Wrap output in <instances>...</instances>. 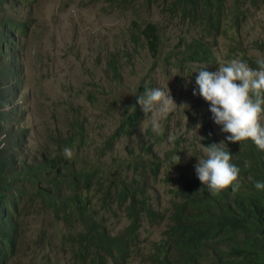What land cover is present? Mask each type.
I'll return each mask as SVG.
<instances>
[{"label": "trees", "instance_id": "obj_1", "mask_svg": "<svg viewBox=\"0 0 264 264\" xmlns=\"http://www.w3.org/2000/svg\"><path fill=\"white\" fill-rule=\"evenodd\" d=\"M38 1L0 0V264H28L22 256L30 248L35 264H58L54 253L59 251L68 254L70 264H264V190L254 186L257 181L264 183V151L251 140L228 142L229 134L223 132L221 139H214L204 115L200 140L205 148L224 142L219 147L232 155L230 162L240 169L239 190L213 195L192 171L179 188H172L169 205L156 209L151 189L167 165L165 160L175 153L170 148L159 156L151 150L152 138L157 142L163 135L150 126L140 131L145 114L137 96L150 89L152 81L137 85L102 143L87 137L84 120L72 119L65 135L51 136L56 143L52 151L29 155L25 54L33 45L41 53L39 48L46 42L41 24L31 17V7ZM109 2H119L138 16L144 11L140 18L131 16L123 31L130 47L102 54L106 76L119 84L124 77L119 50L133 57L132 52L142 47L162 55L165 42L174 37L165 55L168 62L174 64L172 57L183 69L202 61L199 69L212 71L218 63L217 34L237 36L252 9L260 8L264 0ZM161 15L165 20L160 21ZM172 22L178 31L171 30ZM256 61L248 58L254 69ZM197 72H190L195 84ZM92 95L89 91L88 97ZM261 123L264 126V117ZM122 135L135 137L139 149L132 148V158L106 169L100 159ZM65 148L72 150L71 160L65 158ZM246 161L250 167H245ZM120 209L126 223L115 228ZM161 219H166L161 232L147 236L145 222ZM29 222L38 224L36 231L30 230ZM142 241L146 243L141 245Z\"/></svg>", "mask_w": 264, "mask_h": 264}, {"label": "rangeland", "instance_id": "obj_2", "mask_svg": "<svg viewBox=\"0 0 264 264\" xmlns=\"http://www.w3.org/2000/svg\"><path fill=\"white\" fill-rule=\"evenodd\" d=\"M38 2L31 7V17L36 18V24H41L42 36L46 42L39 48L41 53L33 45L25 54L27 82L24 90L28 110L25 123L30 130L26 139L27 152L30 156H40L52 151L56 143L51 136L55 132L65 135L68 130L67 122L72 119L84 120L87 137L96 138L102 143L115 128L122 106L132 99L137 85L152 81L153 86L150 89L161 88L172 95L178 105L160 121L163 138L157 142L152 138L151 150L159 153V156L170 148L175 153L171 160H165L167 165H163L159 180L153 186L155 189H151L156 209L164 210L173 195L172 188H179L178 184L185 176L195 171L198 159L206 158V148L200 140L203 115L211 136L216 140L223 136L221 126L212 119L209 103L202 96L194 95V92H198V85L191 80V73L200 70L202 61L191 63L183 69L179 68L172 57L170 59L174 64L168 62L165 55L175 37L165 42L162 55H153L142 47L137 53L129 49L133 57L124 50H119V68L124 71V77L119 84L111 83V78L104 72L102 54L105 56L109 49L130 47L131 43L123 31L131 16L140 18L144 11L138 16L121 3H111L109 0L93 3L81 0ZM163 20L164 15H161L160 21ZM263 23L264 3L260 8L252 9V14L237 36L229 33L217 34L214 52L218 63L212 72L232 59L246 62L254 69L248 63V58H264ZM170 26L171 30L179 29L173 22ZM181 28L183 30L184 26L181 25ZM89 91L93 92L91 97H88ZM198 97L199 101H196ZM144 119L140 124V131L142 125L143 131L148 126L151 127L150 121L144 124ZM197 124L201 125L199 129H196ZM97 146L99 145L87 152V157L95 152ZM132 148L135 151L139 149L136 138L130 135L120 136L114 141L113 150L100 159L101 165L109 169L119 161L129 160L132 158L129 154ZM118 217L114 221L115 228L126 223L122 209L119 210ZM164 222L166 219L152 224L146 221L147 229L144 233L149 237L158 235ZM37 225L33 226L29 222L30 230L33 227L36 231ZM145 243L142 241L141 245ZM54 254L58 264H70L67 253L59 251ZM29 255L36 256L31 248L22 257L28 260V264H35Z\"/></svg>", "mask_w": 264, "mask_h": 264}, {"label": "clouds", "instance_id": "obj_3", "mask_svg": "<svg viewBox=\"0 0 264 264\" xmlns=\"http://www.w3.org/2000/svg\"><path fill=\"white\" fill-rule=\"evenodd\" d=\"M256 63L258 68L253 69L246 62L232 59L221 64L215 72L199 70L195 81L198 92L194 95L202 96L209 103L214 123L221 126L223 133L229 134L226 136L228 142L251 140L264 151V126L261 123L264 117V59H258ZM137 102L145 114L144 124L150 121L152 131L157 135L161 133V119L178 106L172 95L161 88L145 90L144 94L137 96ZM200 127V124L196 125V129ZM221 144L224 142L206 146V158L198 159L195 171L211 194L229 188L235 194L240 187V169L230 162L232 155L220 148ZM64 155L71 160L73 152L65 148ZM250 166L246 161L245 167ZM254 186L257 190H264V183L260 181Z\"/></svg>", "mask_w": 264, "mask_h": 264}]
</instances>
